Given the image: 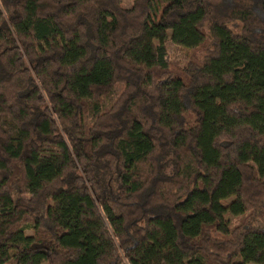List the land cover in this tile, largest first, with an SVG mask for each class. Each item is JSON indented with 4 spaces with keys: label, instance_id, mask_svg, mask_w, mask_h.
<instances>
[{
    "label": "trees",
    "instance_id": "1",
    "mask_svg": "<svg viewBox=\"0 0 264 264\" xmlns=\"http://www.w3.org/2000/svg\"><path fill=\"white\" fill-rule=\"evenodd\" d=\"M0 264H264V0H0Z\"/></svg>",
    "mask_w": 264,
    "mask_h": 264
},
{
    "label": "rangeland",
    "instance_id": "2",
    "mask_svg": "<svg viewBox=\"0 0 264 264\" xmlns=\"http://www.w3.org/2000/svg\"><path fill=\"white\" fill-rule=\"evenodd\" d=\"M133 0H124V5L126 7H130ZM168 51L170 55V60L174 63H178L180 65L187 64L192 59V51H189L185 48L178 47L171 43L170 40H168ZM122 87H118L117 91L120 92Z\"/></svg>",
    "mask_w": 264,
    "mask_h": 264
}]
</instances>
